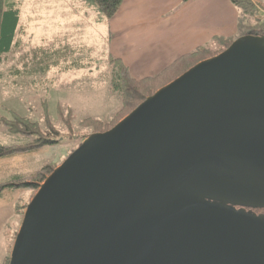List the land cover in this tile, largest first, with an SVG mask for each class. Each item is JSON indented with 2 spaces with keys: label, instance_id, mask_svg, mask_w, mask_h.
Here are the masks:
<instances>
[{
  "label": "water",
  "instance_id": "obj_1",
  "mask_svg": "<svg viewBox=\"0 0 264 264\" xmlns=\"http://www.w3.org/2000/svg\"><path fill=\"white\" fill-rule=\"evenodd\" d=\"M205 198L264 206V34L86 136L26 205L8 264H264V216Z\"/></svg>",
  "mask_w": 264,
  "mask_h": 264
},
{
  "label": "rangeland",
  "instance_id": "obj_2",
  "mask_svg": "<svg viewBox=\"0 0 264 264\" xmlns=\"http://www.w3.org/2000/svg\"><path fill=\"white\" fill-rule=\"evenodd\" d=\"M17 1L13 43L0 54V118L24 116L44 131L53 127L51 136L58 142L0 158V182L31 175L45 165L54 169L86 136L104 131V123L111 128L131 111L117 114L121 102L110 89L105 29L99 25L93 31L96 25L90 29L87 20L94 17L93 10L82 0ZM259 14L264 16V10ZM31 139L9 132L0 121V145ZM37 189L0 191V264H8L23 205Z\"/></svg>",
  "mask_w": 264,
  "mask_h": 264
},
{
  "label": "crops",
  "instance_id": "obj_3",
  "mask_svg": "<svg viewBox=\"0 0 264 264\" xmlns=\"http://www.w3.org/2000/svg\"><path fill=\"white\" fill-rule=\"evenodd\" d=\"M264 10V0H252ZM239 10L231 0H123L109 19L97 22L109 57L119 58L136 79L153 76L215 38L240 35ZM91 19V20H90Z\"/></svg>",
  "mask_w": 264,
  "mask_h": 264
},
{
  "label": "trees",
  "instance_id": "obj_4",
  "mask_svg": "<svg viewBox=\"0 0 264 264\" xmlns=\"http://www.w3.org/2000/svg\"><path fill=\"white\" fill-rule=\"evenodd\" d=\"M122 1L82 0L85 4L84 6L94 11L97 22L111 18ZM231 2L239 10L237 23L240 31L239 36L247 33L264 34V16L259 14V9L252 0H231ZM18 3L17 0H0V54L6 53L11 49L19 19ZM232 41L231 39L215 38L209 44L197 47L180 57L160 73L139 80L134 79L130 75L127 66L119 58L109 57L111 65L110 89L121 102V107L117 114H127L158 88L170 82L197 62L220 53ZM0 121L9 132L32 137L31 140L24 143L0 145V158L36 150L45 144L58 142L57 139H52L53 127H50L49 131H44L38 122L31 121L27 117L18 115L11 119L1 117ZM104 125H106L105 131L112 124L104 123ZM52 169V167L45 165L31 175L12 176L0 182V191L6 188H38ZM23 206L25 207L26 204Z\"/></svg>",
  "mask_w": 264,
  "mask_h": 264
},
{
  "label": "flooded vegetation",
  "instance_id": "obj_5",
  "mask_svg": "<svg viewBox=\"0 0 264 264\" xmlns=\"http://www.w3.org/2000/svg\"><path fill=\"white\" fill-rule=\"evenodd\" d=\"M229 179H233L232 175L227 176ZM205 204L212 208H218L220 210L229 209L232 211H241L250 216H264V206H253L251 204L244 203H231L222 199L205 198Z\"/></svg>",
  "mask_w": 264,
  "mask_h": 264
}]
</instances>
